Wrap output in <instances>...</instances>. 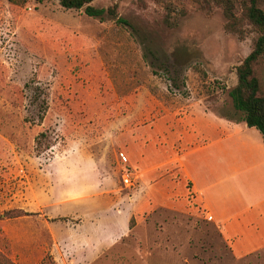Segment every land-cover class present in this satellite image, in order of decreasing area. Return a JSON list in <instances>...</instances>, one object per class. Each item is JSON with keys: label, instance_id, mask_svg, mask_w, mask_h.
<instances>
[{"label": "rangeland", "instance_id": "1", "mask_svg": "<svg viewBox=\"0 0 264 264\" xmlns=\"http://www.w3.org/2000/svg\"><path fill=\"white\" fill-rule=\"evenodd\" d=\"M92 5L115 14L0 0V252L14 264H264L245 230L208 218L176 161L194 112L241 123L228 91L252 35L225 31L211 0ZM257 71L264 84V62ZM263 147L227 154L245 157L235 181L253 196Z\"/></svg>", "mask_w": 264, "mask_h": 264}, {"label": "crops", "instance_id": "2", "mask_svg": "<svg viewBox=\"0 0 264 264\" xmlns=\"http://www.w3.org/2000/svg\"><path fill=\"white\" fill-rule=\"evenodd\" d=\"M191 118L193 126L196 127L190 134L192 140L190 145L176 156L183 178L188 181L195 198L205 208L208 218L217 224L222 234L234 228H238L240 232L245 230L243 233L247 234L248 239L243 242L251 243L247 250L263 248L264 185L257 184L256 195H250L248 190L240 186L243 184L240 179L235 181L237 175L241 173L240 168L246 161L245 157L240 159V155L239 157L234 155L230 161L227 157L229 152L234 151V147L235 151L242 150L247 158H250V155L254 156L256 146H264L262 137L258 142L254 139L246 143L241 133L250 127L243 121L231 125L223 118L207 116L201 112H194ZM234 136L239 140L238 145L229 147V141ZM262 149L264 150V147ZM263 172L258 170L255 174L261 178L259 181L264 182ZM244 191L246 197L242 195ZM240 234H236L234 241L236 238L241 240L243 235Z\"/></svg>", "mask_w": 264, "mask_h": 264}, {"label": "trees", "instance_id": "3", "mask_svg": "<svg viewBox=\"0 0 264 264\" xmlns=\"http://www.w3.org/2000/svg\"><path fill=\"white\" fill-rule=\"evenodd\" d=\"M13 5H23L28 0H5ZM40 2L41 0H35ZM65 9H81L90 17H102L104 13L114 15L115 7L98 8L94 0H57ZM220 7L225 17L223 28L239 38L252 35L250 52L235 67L236 84L228 95L234 111L247 127H254L261 133L264 144V84L257 66L264 62V0H211ZM42 117V116H40ZM28 213L21 209L4 211V217L13 218ZM131 227V223H129ZM0 264H14L0 252Z\"/></svg>", "mask_w": 264, "mask_h": 264}, {"label": "built area", "instance_id": "4", "mask_svg": "<svg viewBox=\"0 0 264 264\" xmlns=\"http://www.w3.org/2000/svg\"><path fill=\"white\" fill-rule=\"evenodd\" d=\"M124 183H128L130 180V176L128 173L124 174L123 178H122Z\"/></svg>", "mask_w": 264, "mask_h": 264}]
</instances>
